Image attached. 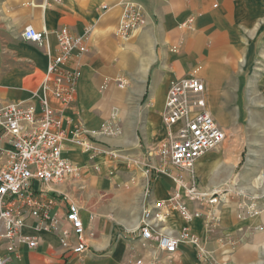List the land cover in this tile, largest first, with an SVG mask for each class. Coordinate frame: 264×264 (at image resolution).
<instances>
[{"label": "crops", "instance_id": "crops-1", "mask_svg": "<svg viewBox=\"0 0 264 264\" xmlns=\"http://www.w3.org/2000/svg\"><path fill=\"white\" fill-rule=\"evenodd\" d=\"M129 2L141 8L142 19L122 39L116 30ZM189 17L191 24L183 26ZM28 25L48 31L51 53L60 27L86 36V50L64 65L79 70L74 101L47 97L69 121L63 156L78 167L76 177L49 186L50 210L63 217L67 200L77 204L87 250L65 249L56 232L28 217L21 233L33 237L35 247L2 239L0 225V254L8 264H195L191 244L167 253L133 234L142 210L151 207L166 232L188 227L219 264H264V0H0V106L25 101L39 111L48 54L22 38ZM192 74L204 82L208 110L225 132L262 136L246 138L242 151L239 141L224 138L195 161L198 187L208 194L220 189L219 201L186 199L199 215L185 219L167 201L182 192L177 178L187 182L188 171L156 168L167 138L162 111L168 85ZM113 112L122 132L96 135ZM78 126L93 149L73 141Z\"/></svg>", "mask_w": 264, "mask_h": 264}, {"label": "built area", "instance_id": "built-area-1", "mask_svg": "<svg viewBox=\"0 0 264 264\" xmlns=\"http://www.w3.org/2000/svg\"><path fill=\"white\" fill-rule=\"evenodd\" d=\"M141 19V8L134 3H125L116 34L128 39ZM192 20L189 17L182 25L188 26ZM47 34L45 28L36 29L31 25L21 33L24 40L44 47L48 54L42 94L37 96L39 111L34 104L25 101L0 106V225L5 229L1 238L12 243L26 242L29 247H35L36 240L21 233L27 218L33 217L42 223L40 226L58 234L62 247L74 253H83L87 245L77 204L67 200L63 217L50 210L53 197L48 193L49 186L76 177L78 167L63 156L66 124L69 121L49 104L47 92L64 105L74 101L79 70H67L64 65L72 55L86 50L83 43L86 36L73 35L67 27H60L56 30L57 51L51 53ZM162 120L167 128V138L158 151L161 166L156 169L166 172V165L170 164L188 171L187 182L179 176L177 178L182 192L174 191L167 201L183 218L188 219L199 213L188 210L186 199L199 204L207 198L210 203L219 201L220 189L216 188L209 194L200 190L193 165L201 155L215 149L226 133L208 110L204 82L194 74L170 81ZM121 132L114 112L95 131L96 135L106 136ZM84 134L87 130L76 127L73 141L85 149H93ZM155 207L159 208L158 205ZM153 208L142 210L141 223L133 234L143 242L153 241L157 248L167 253L176 251L181 244H191L195 249V264H219L204 250L199 238L188 227H182L177 235L166 232L161 225V214ZM250 212L257 213V209L251 208ZM13 248V244L7 247L9 251ZM8 260V256L0 254V264H8Z\"/></svg>", "mask_w": 264, "mask_h": 264}, {"label": "rangeland", "instance_id": "rangeland-1", "mask_svg": "<svg viewBox=\"0 0 264 264\" xmlns=\"http://www.w3.org/2000/svg\"><path fill=\"white\" fill-rule=\"evenodd\" d=\"M249 111V108L247 106H242L241 110ZM243 112V111H242ZM225 135V142L227 143H235L234 141L237 140L239 143H241V146L238 148L242 151L243 143L246 140V138H260L262 136V131H251V130H244V129H227ZM240 151V152H241ZM244 154V151L242 152Z\"/></svg>", "mask_w": 264, "mask_h": 264}]
</instances>
